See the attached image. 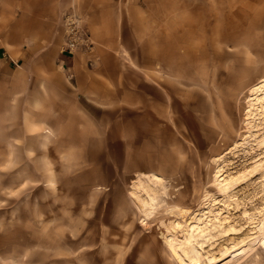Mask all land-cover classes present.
I'll use <instances>...</instances> for the list:
<instances>
[{"label": "rangeland", "instance_id": "374dc122", "mask_svg": "<svg viewBox=\"0 0 264 264\" xmlns=\"http://www.w3.org/2000/svg\"><path fill=\"white\" fill-rule=\"evenodd\" d=\"M175 22L171 40L150 50L172 94L186 93L178 121L185 138L160 139L152 128L149 156L126 155L122 146L105 155L120 166L115 171H68L64 154L0 153V264H182L173 242L194 254L173 221L185 228L193 214L196 240L214 234L204 250L217 255L207 260L202 252L201 264H264L257 230H264V0H220L218 10ZM180 31L204 40L179 41ZM148 160L158 173L139 172ZM225 180L233 185L224 188ZM137 198L147 200L149 216Z\"/></svg>", "mask_w": 264, "mask_h": 264}, {"label": "crops", "instance_id": "0c3cea01", "mask_svg": "<svg viewBox=\"0 0 264 264\" xmlns=\"http://www.w3.org/2000/svg\"><path fill=\"white\" fill-rule=\"evenodd\" d=\"M202 8L218 10L220 0H0V153L64 154L68 171H115L105 155L122 146L126 155L149 156L152 128L160 139L185 138L178 121L186 93L172 94L150 43L171 40L175 20ZM70 18L90 41L73 53L63 50ZM78 154L100 160H73ZM138 169L158 173L149 160Z\"/></svg>", "mask_w": 264, "mask_h": 264}, {"label": "bare ground", "instance_id": "6f19581e", "mask_svg": "<svg viewBox=\"0 0 264 264\" xmlns=\"http://www.w3.org/2000/svg\"><path fill=\"white\" fill-rule=\"evenodd\" d=\"M243 175V174H242ZM236 178V177H235ZM234 178V180H235ZM231 179V178H230ZM237 179V178H236ZM242 179V178H241ZM240 179V180H241ZM221 182V181H220ZM234 182V181H233ZM237 182V181H236ZM223 187L224 188H229L233 185V183L225 180L223 182H221ZM235 183V182H234ZM147 195L148 197H150V199L153 198L152 194L150 193V191L147 192ZM138 201L140 202V206L141 208L147 213V207H146V203H147V200L145 198H143V200L137 198ZM186 209V208H185ZM187 211V209H186ZM184 211L183 209L180 208V211L179 213L181 215H186V212ZM186 212V213H184ZM193 214V213H192ZM147 215L149 216V214L147 213ZM187 216V215H186ZM194 214L193 215H190L188 218L185 219L186 221V227L184 228L183 227V224L180 220H177L175 219L173 221V226H172V229L173 230H178L179 228H181V230L186 234L187 237H189V241H188V245L190 246V248L192 249L193 251V254H194V258L191 257L190 255L187 254V252L183 249V246L181 243H177V242H173L175 243V250H176V256L177 258L181 261L182 264H201L200 260H201V254L203 252L204 256L206 257V259H211L213 257H215L217 254L215 253H206L204 248L206 245H210V246H213L214 243L212 242L213 241V233H208L206 234L205 236H203L200 240H196L195 238V233H196V226H197V221L196 219H194ZM258 224L256 225H253L254 226V229L251 230V233L255 230V226H257ZM262 225V224H261ZM260 228H258L257 230H259V233H260V236H264V230L261 229V226H259ZM223 231V230H222ZM238 231V230H237ZM223 234V233H222ZM250 234V233H249ZM248 234V235H249ZM244 236V235H243ZM247 236V235H246ZM245 238V236L243 237ZM235 239V238H234ZM209 240H212L209 244L207 243V241ZM220 242V241H219ZM237 242V241H236ZM236 242H233L231 245L233 246ZM177 243V244H176ZM227 243V242H226ZM231 245L229 244H225L223 246H221V248L219 249V252L231 247ZM209 246V247H210ZM208 247V246H207ZM206 247V248H207ZM216 247V246H215ZM218 249V247H216ZM214 250V249H213ZM212 252V251H211ZM202 254V255H203Z\"/></svg>", "mask_w": 264, "mask_h": 264}, {"label": "built area", "instance_id": "2783aa9c", "mask_svg": "<svg viewBox=\"0 0 264 264\" xmlns=\"http://www.w3.org/2000/svg\"><path fill=\"white\" fill-rule=\"evenodd\" d=\"M67 39L63 45V50L73 53L79 46H89L90 41L84 29L78 24L76 18H70L67 27Z\"/></svg>", "mask_w": 264, "mask_h": 264}]
</instances>
